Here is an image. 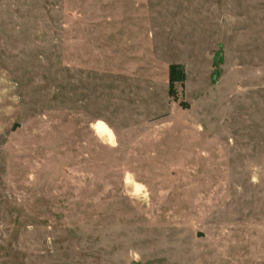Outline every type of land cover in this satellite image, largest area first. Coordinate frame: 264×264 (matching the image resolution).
<instances>
[{
	"label": "rangeland",
	"instance_id": "obj_1",
	"mask_svg": "<svg viewBox=\"0 0 264 264\" xmlns=\"http://www.w3.org/2000/svg\"><path fill=\"white\" fill-rule=\"evenodd\" d=\"M0 264H264V0H0Z\"/></svg>",
	"mask_w": 264,
	"mask_h": 264
},
{
	"label": "trees",
	"instance_id": "obj_2",
	"mask_svg": "<svg viewBox=\"0 0 264 264\" xmlns=\"http://www.w3.org/2000/svg\"><path fill=\"white\" fill-rule=\"evenodd\" d=\"M185 79L184 68L180 64H171L169 67V92L173 94L175 82H182Z\"/></svg>",
	"mask_w": 264,
	"mask_h": 264
},
{
	"label": "bare ground",
	"instance_id": "obj_3",
	"mask_svg": "<svg viewBox=\"0 0 264 264\" xmlns=\"http://www.w3.org/2000/svg\"><path fill=\"white\" fill-rule=\"evenodd\" d=\"M97 129H102L103 127H101L100 125L96 126ZM104 129V128H103ZM98 131V130H97ZM103 132V131H102Z\"/></svg>",
	"mask_w": 264,
	"mask_h": 264
}]
</instances>
